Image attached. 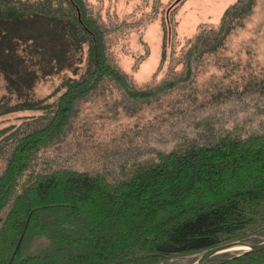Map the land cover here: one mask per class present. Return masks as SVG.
<instances>
[{
    "label": "trees",
    "instance_id": "trees-1",
    "mask_svg": "<svg viewBox=\"0 0 264 264\" xmlns=\"http://www.w3.org/2000/svg\"><path fill=\"white\" fill-rule=\"evenodd\" d=\"M252 8L253 0H240L192 49H215L210 40L225 39ZM92 13L86 0H0L7 90L0 118L44 112L0 131V264H169L222 245L264 242V130L183 140L118 179L40 163V152L66 133L77 103L103 80L136 99L157 92L134 89L110 61L106 31ZM84 64L80 78L65 76L51 96L28 99L40 80L78 76ZM38 238L48 243L38 250L44 253L28 255ZM204 264H264V250L222 253Z\"/></svg>",
    "mask_w": 264,
    "mask_h": 264
},
{
    "label": "rangeland",
    "instance_id": "rangeland-1",
    "mask_svg": "<svg viewBox=\"0 0 264 264\" xmlns=\"http://www.w3.org/2000/svg\"><path fill=\"white\" fill-rule=\"evenodd\" d=\"M239 1L86 0L106 31L110 61L127 75L134 89L157 92L136 99L114 80H103L77 103L66 133L40 152V163L118 179L135 163L152 162L157 153L170 152L183 140L204 136L211 141L228 131L247 136L264 130V0H253L250 14L237 19L239 25L225 39H211L215 49L205 45L192 49L204 30L220 29L225 12ZM85 69L86 64L78 76L66 72L40 80L28 99L51 96L65 76L78 79ZM64 90L49 103L57 102ZM6 94L0 74V99ZM43 114L1 117L0 131ZM3 165L0 161V171ZM5 214H0V226ZM41 240H36L28 255L44 253L38 250L48 243ZM201 256L169 264H192Z\"/></svg>",
    "mask_w": 264,
    "mask_h": 264
},
{
    "label": "water",
    "instance_id": "water-1",
    "mask_svg": "<svg viewBox=\"0 0 264 264\" xmlns=\"http://www.w3.org/2000/svg\"><path fill=\"white\" fill-rule=\"evenodd\" d=\"M264 250V242L262 243H248V242H236L219 247L212 248L202 254L201 258L192 264H204L214 256L227 253V252H239V251H251L259 252Z\"/></svg>",
    "mask_w": 264,
    "mask_h": 264
}]
</instances>
